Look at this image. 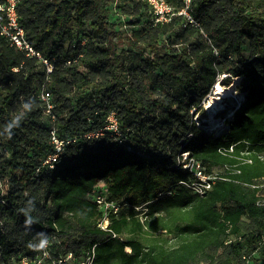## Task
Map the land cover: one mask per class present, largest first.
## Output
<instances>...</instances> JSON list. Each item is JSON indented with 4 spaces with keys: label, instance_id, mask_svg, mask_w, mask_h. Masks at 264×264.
<instances>
[{
    "label": "trees",
    "instance_id": "1",
    "mask_svg": "<svg viewBox=\"0 0 264 264\" xmlns=\"http://www.w3.org/2000/svg\"><path fill=\"white\" fill-rule=\"evenodd\" d=\"M165 1L167 21L148 0H19V23L53 71L0 35V264L70 253V264L93 254L95 264H264V0H191L196 24L180 13L186 0ZM221 77L241 78L244 101L215 136L194 118ZM112 111L123 144L103 131ZM54 128L76 142L51 168ZM184 153L219 176L205 196L180 184L194 177ZM101 182L122 205L108 230L92 198ZM159 210L177 214L151 217Z\"/></svg>",
    "mask_w": 264,
    "mask_h": 264
},
{
    "label": "built area",
    "instance_id": "2",
    "mask_svg": "<svg viewBox=\"0 0 264 264\" xmlns=\"http://www.w3.org/2000/svg\"><path fill=\"white\" fill-rule=\"evenodd\" d=\"M149 3L154 7L155 13L158 16V21H167L168 16L171 13V7L166 3L165 0H148ZM19 0H3L0 1V35L4 38H6L11 45L17 47L18 49L25 51L29 57H37L39 58L48 69V73H51L53 71L52 65L49 64L48 60H45L42 58L41 54L38 53L30 44L26 37L25 30L21 27L19 23V16L17 12V6H18ZM191 5V0H186V8L180 12L183 13L186 18L189 20V22L196 24L195 20L193 19L192 15L189 13L188 8ZM72 62H67V65H71ZM222 80V77L220 78V83ZM39 97L42 100L45 108V114L46 116L52 120L53 122L56 120V115L54 113V109L56 107L54 100H53V94L47 90V88L43 85V87L40 90ZM109 124L107 127L104 128L103 131H113L115 132L119 137L118 141L120 144H123L125 139L122 137V134L119 130V124L116 118V113L111 112L108 117ZM103 131L87 134L85 137L90 138H98L100 136H103ZM51 140L53 145L55 146V152L48 157L47 160L43 162V165H48L49 167L53 168L54 164L57 162L58 158L61 154H63L67 148V146L71 142H76L75 139H68V138H60L56 132V129L54 128L51 131ZM179 165L183 166V169L189 171L193 174V179L186 182H180L181 185L189 188L190 191H192L194 194L199 196H205L208 191H210L215 183V180L219 177L218 174L211 173L208 174L205 171V167L201 164L200 161L196 160L195 158H192L190 156V153H184L181 154L178 158ZM40 173V170L38 169L36 172V176H38ZM259 189H264V182L261 184L255 186ZM165 195V194H161ZM264 196V195H263ZM93 201L97 204L99 209L101 210L103 214V219L99 223V227L103 230L109 229L110 224V216L111 214L117 215L119 214L121 210V202L120 201H114L110 200L108 197V194L106 190L101 192H95L94 195H92ZM259 204H264V199L259 201ZM49 246V242L46 241L43 243L44 247V257L49 258L50 254L46 250ZM95 255H88L83 261H81L79 264H95L94 263ZM42 258L37 259L36 261H31L28 257H23L19 264H41ZM74 260L73 255L70 253L68 257L60 261L59 263L68 262L67 264H70L69 262ZM250 258L247 255H244L242 259L237 264H249Z\"/></svg>",
    "mask_w": 264,
    "mask_h": 264
},
{
    "label": "rangeland",
    "instance_id": "3",
    "mask_svg": "<svg viewBox=\"0 0 264 264\" xmlns=\"http://www.w3.org/2000/svg\"><path fill=\"white\" fill-rule=\"evenodd\" d=\"M125 18H122V20L121 21H123V22H126L127 20H124ZM131 26L130 25H126L125 26V28L126 29H129ZM243 47H244V50H245V52H244V54H243V59L242 60H248L249 58H251L252 56H253V49H252V47H251V45H250V41L249 40H245V42H244V44H243ZM238 66V65H237ZM230 67H228V69H229ZM223 77H226L225 75L223 76ZM217 84H221L223 87H227L226 85H224L222 82H220V83H217ZM229 86V85H228ZM213 93V92H212ZM215 93V92H214ZM236 94H237V97H236V101H237V103H238V105H239V103H241L242 101H244V95L243 94H241L240 92H238L237 90H236ZM211 95V94H210ZM209 95V96H210ZM209 96L205 99V101H204V103H203V110L201 111V114L200 115H196L195 116V120L196 121H200L202 124H205V123H207V125H209V130H212L213 132H214V134H215V136H218V135H220V134H222V133H224V131L226 130V126L223 124V120H224V117L223 116H226V117H232L233 116V107H230V104L231 103H228L227 102V99H223V103H222V108L221 109H218V111L214 114V116H216V115H219L220 117H221V120H222V123H217V124H212V123H210V122H204V116H208L209 115V113H210V110H209V108H208V104L206 103L207 102V100H208V98H209ZM227 106V107H226ZM223 109V110H222ZM47 123V122H46ZM48 124V123H47ZM104 189H105V184L103 183V182H101L98 186H97V189L96 190H102V191H104ZM144 211L145 212H147V209H146V207H145V209H144ZM144 212V213H145ZM182 213H184V214H187L188 213V210H186L185 212H182ZM177 213H171V214H168V213H165V211H163V210H159V211H156L155 213H154V215H151V217L152 216H154V217H156V216H163V217H165V218H168V219H171V218H173V217H175V215H176ZM158 234H164V236L166 237V238H168L169 239V242H170V246H175V245H177L178 243H180V238L178 237V236H176L175 234H168V233H166V232H159ZM123 239V238H122ZM128 250V249H127ZM257 258H259V256L256 254V259ZM259 263H261L260 261H259ZM258 263V264H259Z\"/></svg>",
    "mask_w": 264,
    "mask_h": 264
},
{
    "label": "bare ground",
    "instance_id": "4",
    "mask_svg": "<svg viewBox=\"0 0 264 264\" xmlns=\"http://www.w3.org/2000/svg\"><path fill=\"white\" fill-rule=\"evenodd\" d=\"M240 80V77H235L232 83L226 88L221 84H216L215 88L213 89V93H211L206 102L208 104L210 113L208 116H204V122H210L214 125L219 122L222 123L221 117L219 115L214 116V114L218 111V109L223 107V99H227V102L231 103L230 107H234L237 104L236 85L240 82Z\"/></svg>",
    "mask_w": 264,
    "mask_h": 264
},
{
    "label": "clouds",
    "instance_id": "5",
    "mask_svg": "<svg viewBox=\"0 0 264 264\" xmlns=\"http://www.w3.org/2000/svg\"><path fill=\"white\" fill-rule=\"evenodd\" d=\"M42 243H44V242H42Z\"/></svg>",
    "mask_w": 264,
    "mask_h": 264
}]
</instances>
